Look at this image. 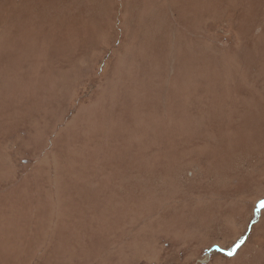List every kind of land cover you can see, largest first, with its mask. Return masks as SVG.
<instances>
[{"label": "rangeland", "instance_id": "1", "mask_svg": "<svg viewBox=\"0 0 264 264\" xmlns=\"http://www.w3.org/2000/svg\"><path fill=\"white\" fill-rule=\"evenodd\" d=\"M0 264H264V0H0Z\"/></svg>", "mask_w": 264, "mask_h": 264}]
</instances>
